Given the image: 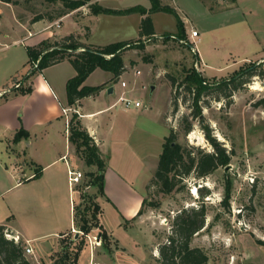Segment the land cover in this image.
<instances>
[{"label": "rangeland", "instance_id": "374dc122", "mask_svg": "<svg viewBox=\"0 0 264 264\" xmlns=\"http://www.w3.org/2000/svg\"><path fill=\"white\" fill-rule=\"evenodd\" d=\"M141 1H119L116 5L127 7ZM145 1L150 6V2ZM174 2L180 7V14L189 19L186 21L189 33L193 28L198 32L201 27L210 28L221 21L223 24L226 21V24L216 32L201 34V42L192 45L187 39L189 46L175 42L173 36H168L176 32V21L172 15L152 13L150 17L156 37L142 40L144 50L130 49L123 52L124 77L129 81L126 91L132 100H136L135 97L140 99L141 107L123 111L118 105L114 109L116 117L110 136V162L126 184L122 189L118 188L114 173H108L109 192L107 194L103 191L104 197L96 198L101 208L102 223L106 229L112 230V237L116 240L108 236L106 248L103 240L97 238L96 229L82 236L78 226L74 225V207L76 214L79 208L83 209V206L90 203L87 196L95 195L97 190L87 185L90 180L87 173L92 168L84 165L81 173L78 172L81 174L78 183L69 187L70 190L62 183V191L50 198L48 195L44 207L40 205L41 202L27 200L26 196H20L14 201H10L8 196L0 199L10 202L6 207L0 201V217L14 216L21 228L29 229L35 224L43 233L57 229L66 231L65 234H58L55 240L46 241L42 250L31 249L29 254L25 252L28 244L18 240L23 243L24 255L30 264H53L66 245L72 249L70 252L73 257L80 239L83 244L76 264H161L159 248L168 243L175 216L184 209L199 208L201 205L206 214L204 225L192 237L190 247L203 251L207 256L205 264H264V105H257L264 98V0H203L210 7L215 5L227 9V15L217 20L204 16L200 0ZM94 3L91 0L80 7V13L74 17L82 19L74 26L72 18L62 24L61 20L56 19L48 28L60 38L73 32L79 42L90 45L110 43L123 39L125 35L138 37L135 32L136 17L126 20L118 16L101 15L89 20L83 19L81 14H90L88 5ZM62 10L63 6L58 0H11V3L0 0V92H5L3 95H10L11 89L17 90L14 86L30 68L24 42L22 45L15 44H21V40H15L22 35L12 36L16 27L15 19L29 24L37 16L60 17L58 14ZM194 46L199 50L204 64L197 63L191 51ZM251 64H255L256 71L262 72V75L248 78L228 99H222L219 93L211 92L199 103L202 121L210 127L212 136L228 153L233 151L228 168L219 167L204 178L187 177L182 181L179 191L168 195L156 194L154 187L147 193L146 185L153 177L164 137L168 136L170 130L176 133V142L180 145L212 152L198 119L189 117L192 96L178 85L186 70L193 67L207 82H212L229 78L242 67ZM58 69L56 66L50 71ZM136 71L141 72L138 79L144 78V82L137 86L140 89L135 96L130 89L135 85L132 81L137 78ZM146 71L151 72L152 78H145ZM171 78L175 80L173 87ZM99 81L98 74L89 79L90 83ZM154 85L155 90H151ZM72 114H69V119ZM184 117L191 123L188 134L182 130L181 121ZM121 119L129 124L125 130L119 127ZM61 125L63 131V123ZM59 146L64 152V146ZM73 151L75 161L80 162L74 147ZM48 155L45 154L46 157ZM64 163L59 162L51 169L61 173L63 180L68 177L67 173L59 171ZM25 164L26 160L20 163L21 166ZM227 182L230 197L228 207H225L221 202L228 187ZM24 188H20L21 192ZM78 188V198L75 200L71 191ZM44 189L42 185L37 187L38 192L43 193ZM79 194L84 196L80 199ZM145 196L148 202L157 203L158 206H146L139 218L124 226L125 218L122 215L134 216ZM69 221H72L73 231L70 230ZM5 236L9 238L13 235Z\"/></svg>", "mask_w": 264, "mask_h": 264}, {"label": "trees", "instance_id": "16d2710c", "mask_svg": "<svg viewBox=\"0 0 264 264\" xmlns=\"http://www.w3.org/2000/svg\"><path fill=\"white\" fill-rule=\"evenodd\" d=\"M46 1L51 2L54 0ZM58 1L63 6V10L58 15L62 16L90 3L91 0ZM148 1L150 2L148 10L141 6L114 10L102 7L97 3L88 5V9L92 15L123 16L138 13L143 16L139 26V38L137 41L129 40L105 46H95L79 42L78 38L73 34L63 36L53 42L42 41L35 47L26 48L30 68L28 74L23 77L21 82H26L34 74L40 73L42 70L66 60L75 71V75L68 79L65 85L67 106L76 107L79 100L94 97L104 88L103 85L94 87L83 85L93 71L100 69L111 73L112 78L110 82L115 83L125 72L122 58L123 52L130 49L144 50L145 46L142 40H150L155 37L150 17L152 13L164 12L172 15L176 21V32L168 36H173V41L175 42L184 41L186 45L190 46L187 43L183 23L176 10L170 6L162 5L160 0ZM3 2L11 3V0H3ZM42 18L43 16H37L34 18V21ZM49 19L51 20L52 18ZM194 56L196 60H199L197 54ZM35 62H37V66L33 68ZM256 75H262V72L256 71L255 64L242 67L229 78H223L219 81L214 80L212 82H207L202 74L197 72L193 67L186 70L184 77L178 85L183 87L184 91L192 96L189 117L191 119H198L203 136L211 146L212 152H206L192 146L180 145L176 142V133L170 130L168 136L164 137L153 177L146 185L147 193L150 188L154 187L156 194L168 195L179 191L182 181L187 177L204 178L212 174L219 167L225 168L229 164L231 159L230 154L232 155L233 151L231 150L228 153L226 148L212 136L210 127L202 121V110L199 103L204 96H207L211 92H217L220 98L228 99L233 92L239 90L246 83L248 78ZM170 81L173 87L175 80L171 78ZM15 92L19 95L29 94L31 87L20 85ZM219 97H217L218 101ZM257 105H264V98L259 100ZM181 122L183 124V133L188 134L191 131V123L186 117ZM68 133V141L74 147L80 159L87 167L96 168L95 172L87 173V176L90 177L87 185L96 187V193L95 195L87 196L90 203L83 206V209L79 208L76 214L74 207V225L78 226V230L82 232V236L89 235L93 229H96L97 234L100 235V238L105 243L104 247L107 248L106 242L109 235L100 223L101 208L96 202L98 196H104L103 172L105 163L100 157L98 147L81 125L78 115L75 113L71 115L68 121ZM28 136V132L21 128L15 133L12 141L16 143L22 139H26ZM227 186L224 199L221 202L225 207H228L230 197L229 182H227ZM76 191H79V188ZM83 196L79 194L80 199ZM146 206L156 208L158 205L154 202H148L144 198L135 218L143 213ZM205 215V208L201 205L199 208L184 209L175 216L172 224V234L169 237L168 243L159 248L161 264H205L207 262V256L202 250L190 247L192 237L203 228ZM6 234L11 235L5 226H0V264H30L24 255L23 243L6 238ZM82 244L83 240L80 239L74 249L73 257H71L72 252H70L72 249L66 245L53 264H76L79 253L82 250Z\"/></svg>", "mask_w": 264, "mask_h": 264}, {"label": "crops", "instance_id": "0c3cea01", "mask_svg": "<svg viewBox=\"0 0 264 264\" xmlns=\"http://www.w3.org/2000/svg\"><path fill=\"white\" fill-rule=\"evenodd\" d=\"M119 1L126 0H94L98 5L114 9V10H123L134 6H141L148 10L150 8L149 4H146V1L143 0L140 3H135L136 5H129L127 7H120V5H116ZM200 4L201 8L204 10V16L211 18L213 17L215 20L219 18L225 17L227 15V9L221 6H209L205 2ZM162 5H167L174 8L183 23L186 36L188 42L193 45L196 42H201L200 35H206L209 33L216 32L218 28L226 24H223V21L218 24H214L210 28L199 29L197 38H191L190 33L186 27V21L189 20L188 17H183L180 12L181 9L174 2V0H160ZM169 2L170 4H167ZM219 3V2H218ZM212 8V9H210ZM201 9V10H202ZM230 10V9H228ZM81 9H75L70 11L60 17H56L55 15H49L43 17L38 21L32 20V22L28 23H20L15 18L16 27L13 29L14 33L12 36H20L18 39L24 42V46L27 47H35L42 41H57L61 36L53 33L48 27L50 24H53L56 19L61 20V24L66 19H73V26L77 24L80 19L77 16L80 13ZM83 19H91L101 15H91L90 14H81ZM80 15V16H81ZM90 15V16H89ZM186 16L187 13H185ZM113 16V15H107ZM182 16V17H181ZM123 19H130L132 17H136V33L138 37H130V35H125L122 39L114 40L110 43L105 44H92L95 46H105L111 43L129 41L133 39L139 38V26L140 22L143 18L138 13H132L129 15L118 16ZM49 18H52L51 20ZM76 22V23H75ZM153 23V21H152ZM28 24V25H27ZM154 28V24H153ZM196 31L194 28L191 29ZM155 32V28H154ZM28 33L31 36H28ZM8 34V33H7ZM27 34V35H26ZM70 34H74L73 32ZM89 34L91 31L89 30ZM155 32V37H156ZM145 40V39H144ZM144 43V42H143ZM16 45H22L17 44ZM90 45L89 43H86ZM197 50L198 59L197 63L204 64L199 50ZM27 54V52H26ZM28 64V61H27ZM206 65V64H205ZM59 67L58 70L50 71L52 67ZM140 72V71H139ZM145 78H152V74L149 71L144 72ZM28 74V73H27ZM25 74V75H27ZM98 74L100 81L98 83H90L89 79L92 75ZM136 74V73H135ZM143 74V73H142ZM24 75V76H25ZM75 75V71L70 65V63L66 60L50 66L40 73L34 74L29 78L26 82H21V79L18 82H21V86H30L31 92L25 95H19L15 91L10 90L9 94H5L0 97V199L2 200L5 196H8L10 201H14L16 198L20 196H26L29 201H38L41 202L40 205L44 207L46 205V200L51 196H56L58 191H62V183L67 186L68 190H70V186L67 179L64 178L62 174L57 171H51L52 167H54L59 162L65 161L62 166H60L59 171L67 173L68 171L80 172L81 168L84 167V163L81 160L75 161L74 159V151L73 146L68 141V127L65 122V117L61 114L62 108H67V100H66V90L65 85L68 79L72 78ZM126 72H124L115 83H111L110 79L112 78L111 73L96 69L93 71L83 83L84 86H99L103 85L104 88L99 92L98 95L94 97H87L79 100L76 104V109L78 111V119L81 125L85 128L89 136L93 139L96 146L99 149L100 157L103 159L105 163L104 169V184L103 191L108 194L109 182L107 179L109 177L108 173H114L115 182L118 188L122 189V187L126 184L124 178L120 173L115 171L112 168L114 164L111 160V146H110V136L113 125L115 126V114L114 109L118 105H114L117 95L122 91L120 87V82H125L129 84L127 81ZM136 80L132 81L133 86L131 90V94L135 95L139 92L140 87L138 85H142L144 82V78L141 80L138 79V76L141 75L136 74ZM28 83V84H27ZM111 83V84H110ZM112 88V92L108 93L107 90ZM156 86H152L151 90H155ZM127 90V89H126ZM138 101L140 100L138 97H135ZM125 111V110H123ZM164 113V112H163ZM120 129L125 130L126 126L129 124L121 119L120 121ZM63 123V131L62 124ZM118 127V128H119ZM23 129L28 132L29 136L26 139H22L18 142H13V137L15 133L19 129ZM7 135V136H6ZM64 146V152H62L59 145ZM68 149V153H67ZM45 154H49L48 157ZM26 160L25 165L21 166L20 163ZM62 160V161H61ZM110 164V165H109ZM86 166V165H85ZM71 168L73 170H69ZM92 170H88V172H95L96 168L91 167ZM81 173V172H80ZM39 185L45 187L44 192L37 191V187ZM25 187L23 192H21L20 188ZM91 188V187H90ZM14 193V194H13ZM20 193V194H19ZM72 196L75 200H77V191H71ZM94 195V194H93ZM146 195V194H145ZM25 197V198H26ZM104 197V196H103ZM70 198V197H69ZM141 200V203L143 199ZM0 200V201H1ZM9 201V200H8ZM1 203H5V206L8 207L10 202L6 203V200L1 201ZM28 205H32V203H28ZM141 207V204H140ZM139 207V209H140ZM71 211V205L69 206ZM8 209V208H7ZM138 209V210H139ZM138 212V211H137ZM136 212V213H137ZM122 215L125 223L127 225L132 224V222L139 217ZM8 217H11L9 219ZM100 223L103 226L104 230L107 234L112 238V230H108L104 227L102 223V215L100 214ZM6 218L5 220H3ZM134 218V220H133ZM0 221L2 224L0 226H5L9 233L13 236H17L19 240L26 242L32 249H39L45 246L46 241L55 240L58 234H65V230L57 229L55 231H51V233H43L39 228H36L35 224L31 225L29 229L21 228L22 226L18 225L17 220L12 215H5L0 217ZM126 225V226H127ZM70 230L73 231L74 226L72 225V221H69ZM60 230V231H59ZM51 235V236H50ZM50 236V237H48ZM116 240V239H114ZM113 240V241H114Z\"/></svg>", "mask_w": 264, "mask_h": 264}, {"label": "built area", "instance_id": "2783aa9c", "mask_svg": "<svg viewBox=\"0 0 264 264\" xmlns=\"http://www.w3.org/2000/svg\"><path fill=\"white\" fill-rule=\"evenodd\" d=\"M217 1H224V0H217ZM56 24H57L56 26H59L58 23H56ZM28 36H31V34H28ZM197 36H198L197 31H194V30L190 31V37L191 38H197ZM179 42L186 45V43L184 41H179ZM20 43L22 44L23 41H20ZM191 51L194 54H197V50H196L195 46L191 47ZM36 66H37V62H35L33 64V68H36ZM135 73L139 74L140 72L136 71ZM20 85H21L20 83H17L14 87L17 89L20 87ZM120 87H121L122 91L117 95V99H116L113 106L119 105L123 110H129L131 108H140L141 103L137 100H132V98L129 97L128 92L126 91V87H127L126 83L120 82ZM4 93L5 92H3V93L0 92V97L3 96ZM72 112L78 115V111L75 107L62 108V110H61V114L65 117V122H66L67 126H68L69 114ZM80 177H81L80 173L74 172V171H68L69 186L71 187V186H73V184L78 183ZM9 239H13L15 242H18V240H19V238L17 236H9ZM25 252L27 254L31 253V248L29 247V245L25 247Z\"/></svg>", "mask_w": 264, "mask_h": 264}, {"label": "water", "instance_id": "95a60500", "mask_svg": "<svg viewBox=\"0 0 264 264\" xmlns=\"http://www.w3.org/2000/svg\"><path fill=\"white\" fill-rule=\"evenodd\" d=\"M107 92L108 93H111L112 92V88H109L108 90H107ZM228 168V166H226V169ZM76 234H79V232H76ZM76 237H77V235H76ZM100 237V235L98 234L97 235V238H99Z\"/></svg>", "mask_w": 264, "mask_h": 264}, {"label": "bare ground", "instance_id": "6f19581e", "mask_svg": "<svg viewBox=\"0 0 264 264\" xmlns=\"http://www.w3.org/2000/svg\"><path fill=\"white\" fill-rule=\"evenodd\" d=\"M195 192H196V189H195Z\"/></svg>", "mask_w": 264, "mask_h": 264}]
</instances>
